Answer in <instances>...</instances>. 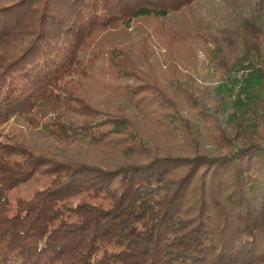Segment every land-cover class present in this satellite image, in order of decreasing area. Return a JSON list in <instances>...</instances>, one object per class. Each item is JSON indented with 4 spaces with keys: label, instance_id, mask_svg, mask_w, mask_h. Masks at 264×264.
<instances>
[{
    "label": "trees",
    "instance_id": "trees-1",
    "mask_svg": "<svg viewBox=\"0 0 264 264\" xmlns=\"http://www.w3.org/2000/svg\"><path fill=\"white\" fill-rule=\"evenodd\" d=\"M192 1L0 0V125L52 102L61 105L48 123L57 140L87 135L133 158L97 166L0 132V264L264 263L263 95L236 99L230 135L211 126L208 137L221 153L169 154L143 153L134 123L96 108L80 89L79 52L132 19H154L169 57L188 42L212 41L162 22ZM245 29V55L257 56L251 67L264 81V29L249 20ZM108 63L118 78L138 81L121 92L139 116L165 132L184 121L161 87L138 74L128 49H112ZM168 104L175 109L162 113ZM38 172L49 181L10 207L8 193Z\"/></svg>",
    "mask_w": 264,
    "mask_h": 264
},
{
    "label": "rangeland",
    "instance_id": "rangeland-1",
    "mask_svg": "<svg viewBox=\"0 0 264 264\" xmlns=\"http://www.w3.org/2000/svg\"><path fill=\"white\" fill-rule=\"evenodd\" d=\"M246 20L264 29V0H194L169 12L162 17L169 30L183 36L201 32L212 39L199 45L188 42L180 50L172 49L170 57L166 45L154 34V19H132L128 24L108 28L79 52L76 70L86 75L80 89L96 108L123 113L134 123L146 143L143 153L156 149L169 154H192L194 150L219 154L222 149L208 137L211 126L218 125L230 135L236 99L245 103L248 94L251 97L257 91L264 96V81L251 67L256 65L257 56L245 55ZM116 47L128 49L138 74L161 87L177 106L184 121L170 124L172 132L139 116L138 108L122 94L124 83L138 81L134 77L118 78L110 68L108 54ZM218 60L225 61V68ZM60 108V104L52 102L39 104L32 112L0 125V132L31 149L52 146L60 155L97 166L133 160L126 150L94 145L87 135H79L71 142L57 140L50 134L48 123ZM166 109L171 112L175 106L168 104L160 111L164 113ZM48 181V175L38 172L13 188L8 193L10 207L16 199L29 196Z\"/></svg>",
    "mask_w": 264,
    "mask_h": 264
}]
</instances>
